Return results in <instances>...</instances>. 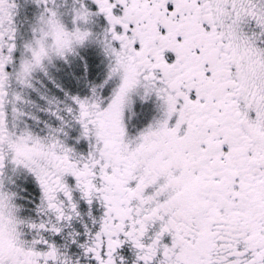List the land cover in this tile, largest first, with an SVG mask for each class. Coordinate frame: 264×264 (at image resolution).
<instances>
[{"label":"snow or ice","instance_id":"1","mask_svg":"<svg viewBox=\"0 0 264 264\" xmlns=\"http://www.w3.org/2000/svg\"><path fill=\"white\" fill-rule=\"evenodd\" d=\"M0 264H264V0H0Z\"/></svg>","mask_w":264,"mask_h":264}]
</instances>
